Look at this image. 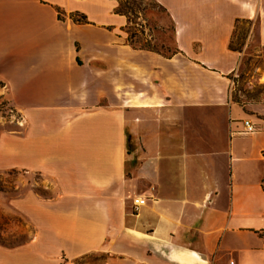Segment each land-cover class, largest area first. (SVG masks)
I'll list each match as a JSON object with an SVG mask.
<instances>
[{
    "label": "crops",
    "instance_id": "crops-1",
    "mask_svg": "<svg viewBox=\"0 0 264 264\" xmlns=\"http://www.w3.org/2000/svg\"><path fill=\"white\" fill-rule=\"evenodd\" d=\"M89 1L0 0L2 93L27 123L0 150L60 190L28 213L35 252L51 238L40 255L72 262L264 264V94L233 101L244 53L230 47L248 22L264 48V0H155L175 25L171 57L127 41L118 0Z\"/></svg>",
    "mask_w": 264,
    "mask_h": 264
},
{
    "label": "rangeland",
    "instance_id": "rangeland-1",
    "mask_svg": "<svg viewBox=\"0 0 264 264\" xmlns=\"http://www.w3.org/2000/svg\"><path fill=\"white\" fill-rule=\"evenodd\" d=\"M118 1L123 5L130 4L134 14H137L132 16L139 24L133 26L137 49L148 47L165 57L177 53L175 25L166 11L157 8L151 0ZM86 6L91 12L101 8L96 0H90ZM236 31L234 42L244 57L239 72L232 77V98L240 104L258 102L264 94V82L259 81L264 71V48L259 43L258 27L243 22L238 24ZM126 35L130 37L128 33ZM2 85L0 82V138L2 134L18 136L25 133L27 123L24 124L23 114L11 111L13 106L9 105L8 97L2 93ZM146 121L145 117L136 121L137 133H146ZM127 133L130 141L133 135L129 124ZM13 152L7 158L0 150V241L15 243L16 246L0 244V264H107V255L103 253H95L75 262L70 261L66 255H40L56 252L58 243L51 238L44 240V246L37 251L40 254L35 252L34 244L35 240L39 241V229L28 213L41 208V201L58 197L60 190L57 182L48 176L9 167L7 164L18 165L16 149Z\"/></svg>",
    "mask_w": 264,
    "mask_h": 264
},
{
    "label": "trees",
    "instance_id": "trees-1",
    "mask_svg": "<svg viewBox=\"0 0 264 264\" xmlns=\"http://www.w3.org/2000/svg\"><path fill=\"white\" fill-rule=\"evenodd\" d=\"M157 8H160L162 9L163 11H166L161 5H159L155 0H151ZM115 13L117 14H120V15H123V16H126L128 18V22H129V25L127 26V28L125 29L126 32L128 33V35H130V37L127 38V41L132 44L134 47H136L135 43H134V38H136V34L133 32V26H138L139 24H137V22L134 21L133 17H135L137 14H134V10L132 9L131 5H123L122 3L119 2V6L116 8L115 10ZM133 16V17H132ZM73 19L75 22L77 23H88L87 22V19L85 16H80L78 14H74L73 16ZM252 24V23H251ZM257 25V23H256ZM237 27H238V24H237ZM236 30H235V35H236ZM231 49L234 50V51H237V52H242L241 49H239L238 47H236L235 45V42H234V38H233V41L230 45ZM141 49H144V50H148V51H152L154 52V50H151L149 49L148 47L145 48V47H141ZM11 106V104H9ZM14 109V110H13ZM13 109H11V111H16V109L13 107ZM50 199V198H49ZM1 239V238H0ZM0 244L4 245V246H7V247H13V246H16L15 243H6L4 241H0Z\"/></svg>",
    "mask_w": 264,
    "mask_h": 264
},
{
    "label": "built area",
    "instance_id": "built-area-1",
    "mask_svg": "<svg viewBox=\"0 0 264 264\" xmlns=\"http://www.w3.org/2000/svg\"><path fill=\"white\" fill-rule=\"evenodd\" d=\"M257 131L256 126L250 122V121H245V133L246 134H253ZM147 205V201L142 198H136L133 201V210L135 213H140V211ZM261 238L264 242V228L260 232Z\"/></svg>",
    "mask_w": 264,
    "mask_h": 264
}]
</instances>
